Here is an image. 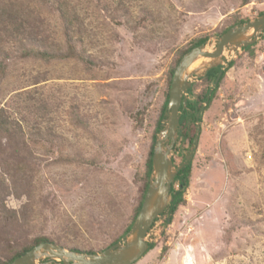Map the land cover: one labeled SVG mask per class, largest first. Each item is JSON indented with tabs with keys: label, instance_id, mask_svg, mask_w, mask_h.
<instances>
[{
	"label": "rangeland",
	"instance_id": "obj_1",
	"mask_svg": "<svg viewBox=\"0 0 264 264\" xmlns=\"http://www.w3.org/2000/svg\"><path fill=\"white\" fill-rule=\"evenodd\" d=\"M6 2L0 0V12ZM14 2L17 6L11 7L21 9L25 25L19 38L0 28L5 73L0 77V107L17 119L25 104L43 99L45 122L56 138H28L33 157L22 172L7 138L0 137L5 207L18 214L16 221L0 214V261L8 255V244L28 243L36 234L99 252L132 218L139 176L176 57L203 36L208 37L205 46L213 49L235 20L249 21L263 12L264 0H72L91 65L25 54L27 38L65 49V37L54 11L37 0ZM253 50L252 57L242 48L223 52L219 63L224 76L197 123L196 144L188 152L179 144L172 149L174 168L191 155L185 203L171 220L166 214L157 218L147 234L154 247L134 264H264L261 35ZM207 61L201 59L189 71L203 74ZM230 61L233 65L227 67ZM197 83L193 79L194 95L203 87ZM76 113L88 122L87 128L76 121ZM59 153L89 162L62 163L56 160Z\"/></svg>",
	"mask_w": 264,
	"mask_h": 264
},
{
	"label": "trees",
	"instance_id": "obj_2",
	"mask_svg": "<svg viewBox=\"0 0 264 264\" xmlns=\"http://www.w3.org/2000/svg\"><path fill=\"white\" fill-rule=\"evenodd\" d=\"M37 1L41 3L44 7L46 6L51 11H54L56 14H58L61 21V28L65 37L66 47L65 49L62 46L50 47L45 43V41L42 38H38V39L27 38L29 39L30 46L29 48L24 49V53L27 55L38 56L39 58H42L46 61H50L53 59L62 60V59L72 58V59H76L77 61L83 62L85 64H90V65L93 64L90 54L87 53L85 47L81 45L82 19L75 10L76 5L72 3V0H37ZM12 5L17 6V2L15 3L14 0H7L5 5L2 7L3 10L0 12V28L5 31L10 29L12 35L15 38L17 36H18L17 38H19V36H21L20 32L24 28L25 20L22 17L20 18L21 9L14 7L12 8L11 7ZM20 6H22V4H20ZM262 13H264V11L260 12L258 16L261 15ZM246 21H248V19L235 20L232 23V25L225 28L223 32H221V34L224 33L230 27L236 24L244 23ZM15 34H17V36H15ZM261 37L264 38V31L261 33ZM207 39H208L207 36H203L191 41L185 49L180 51V53L178 54V56L174 61V65L170 68L168 72L167 91L165 94V99L159 109L158 118L156 120L155 127L153 130L152 145L150 147L145 162V169L143 173L139 176V181H140L139 194L135 209L132 214V218L130 220V223L122 232V234L116 239H114L104 249L118 242L128 232V230L132 225V222L134 221L139 211L140 205L142 203L144 194L148 186L149 177L151 174V159H152V149H153L154 141L157 133L162 129L164 122L166 121V106L168 101V90H169L168 88L170 86L173 71L177 63L179 62L180 58L187 51L200 44H205ZM253 47L254 44L249 45L247 47H242V50L252 57L254 56ZM0 57H2L1 50H0ZM232 65L233 62L230 61L227 67H231ZM220 71H221V65H218L216 67L208 69L202 77L197 79V82L202 84L203 87L195 95L193 94L194 85L191 84V86L188 88L187 94H189V98L187 99L186 107L182 109L180 112L178 128H177L178 138L173 147V150L175 151L177 150V144L181 145L186 152H188L190 146H192L193 139L195 137L196 131L198 130L197 123L201 121L203 111L208 108L211 101L214 99L217 92V88L224 76V70H223L221 71V75L217 83L214 84V81ZM4 74L5 73L3 68L0 67V77H2V75ZM210 86L213 87L211 88ZM210 90L212 91L209 94V97L207 98ZM205 102L206 104L205 106H203ZM46 106L47 104L43 99L37 98L35 100H32L30 101V103L25 104V106H23L18 111V116L20 118L17 119L10 118L6 110L0 107V137L7 138L8 143L12 147L10 153H13L17 157V160L19 162L17 165V169L22 172L23 171L26 172L25 169L27 166H30L31 158L33 157V154L30 152L26 144V140L28 138L32 139L33 141H47V142L55 141L56 136L52 126L50 124H47V122H45ZM196 114H199L198 117H196ZM75 117H76V121L80 125H82L84 128L88 127L87 125L88 122L85 119L78 116L77 113ZM190 153H192V151ZM56 160L66 164H81L84 163L85 161L89 162L88 160H85V158L78 155L69 156L60 153L57 155ZM185 160L186 157L185 156L182 157L178 165H180ZM5 167H6L4 168L5 173L8 174L10 172L9 176H12L11 170L9 169L10 167L6 165ZM190 174H191V160H188L186 165L181 169H179L175 174L174 183L170 188V201L168 202L166 208L162 213V214H166L168 219L170 220H171V216L177 210V208L185 203V199L183 196L189 186ZM4 183L5 181L0 178V204H1L0 214L3 215L5 220L16 221V216H18V214L14 210H8L5 207L6 206L5 201L8 195L7 192H5L3 189ZM175 184H177L178 186L177 189L175 188ZM13 215L15 216V218L11 219L12 218L11 216ZM23 221H25L24 218ZM165 223H169V220L165 219ZM44 242L54 243L75 252H80V253L93 252L91 250H84L78 246H75L69 240L65 241L63 239H54L46 234H36L30 238L28 243L22 245H15V246L14 245L9 246L8 244L7 245L9 247L8 255L3 260L0 261V264H9L12 260L17 258L18 256L22 255L23 253L30 250L34 246ZM153 247L154 245L152 243H148L147 252L150 251Z\"/></svg>",
	"mask_w": 264,
	"mask_h": 264
},
{
	"label": "water",
	"instance_id": "obj_3",
	"mask_svg": "<svg viewBox=\"0 0 264 264\" xmlns=\"http://www.w3.org/2000/svg\"><path fill=\"white\" fill-rule=\"evenodd\" d=\"M263 31L264 13L255 19L227 29L218 37L213 49L209 50L205 44H200L180 58L173 71L168 90L166 121L154 141L148 186L139 211L130 229L121 240L102 251L92 253L75 252L54 243L44 242L18 256L9 264H134L140 260L148 250V232L170 201V188L174 183L175 174L186 165L191 157L189 155L185 161L174 168L172 149L178 138L180 112L187 104L188 88L193 79L197 80L208 69L221 65L219 60L224 51L229 49L236 51L254 44ZM198 58L208 59L202 67L203 74H198L195 69L189 71V67ZM220 75L221 71L214 84L217 83ZM205 104L206 102L203 106ZM198 115L196 114V117ZM197 140L198 130L191 148Z\"/></svg>",
	"mask_w": 264,
	"mask_h": 264
},
{
	"label": "bare ground",
	"instance_id": "obj_4",
	"mask_svg": "<svg viewBox=\"0 0 264 264\" xmlns=\"http://www.w3.org/2000/svg\"><path fill=\"white\" fill-rule=\"evenodd\" d=\"M208 47H209V46H208ZM206 48H207V47H206ZM201 59L203 60V58H198L197 60H195V61L192 63V65L189 67V70L192 69L193 67H195V66L199 63V61H200Z\"/></svg>",
	"mask_w": 264,
	"mask_h": 264
}]
</instances>
